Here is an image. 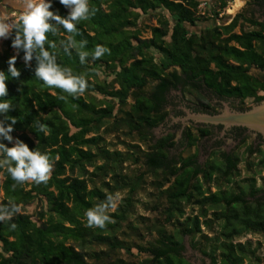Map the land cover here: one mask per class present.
<instances>
[{"label":"trees","instance_id":"trees-1","mask_svg":"<svg viewBox=\"0 0 264 264\" xmlns=\"http://www.w3.org/2000/svg\"><path fill=\"white\" fill-rule=\"evenodd\" d=\"M257 5L264 6V0H253ZM50 10L61 16H66L69 9L60 3V0H51ZM185 4V5H184ZM90 8H94L95 14L89 19L77 24L79 34L68 33L62 26L57 25L56 34L49 33L48 41L56 47L49 48L56 55L57 63L70 67L74 74L82 75L87 62L112 63L117 62L119 71L115 74V83L118 89L106 92L100 85L88 81L87 91H98L117 98L124 102L129 94H133L136 101V109L141 112L140 120L143 130L153 128L157 122L164 118L163 105L165 94L169 90H176L180 84L182 88H190L199 91L202 87L214 94L239 100L240 103L247 98H253L257 102L264 97L257 96L259 90H264V81H259L247 74L248 69L254 66L264 70V49L258 53L255 42L264 45V23L254 18L236 15L232 23L225 28L229 32L223 40L217 52L208 60H203L202 65L193 56L195 41L187 37L185 24L195 25L198 21L192 11L196 7L195 0H89ZM164 7L175 15L174 24L170 32V43L166 44L162 38L167 32L160 28L152 29V38L140 42L138 46H132L131 35L127 28L134 26L138 14L132 9L140 8L143 11ZM257 27V31L230 33L236 27L237 20ZM87 41L84 50L93 51L96 45H103L110 49L97 60L90 57L87 62L79 61L78 45L80 41ZM12 37L5 42V49L0 53V71L7 72L9 57L16 55L15 66L20 71L19 79L6 80L9 100L14 108L8 115L14 116L17 123L11 133L13 141L19 139L26 143L30 149L47 153L54 161L51 177L47 183L35 184L31 182V190L35 195L42 196L47 205L50 216L37 226L29 216L16 214L11 221L0 222V264H86L81 253L72 246L66 245L68 240H77L81 236V224L78 218L92 208L91 198L93 193L87 190L86 182L79 178L65 177L66 168L72 171L83 160L88 161L90 154L79 150L72 142L81 140L82 134L68 135L67 126L60 122V117L54 113V117H43L48 110L58 109L69 117V110L75 108L78 113L89 110L90 106L80 97L73 98L60 89L46 86L34 75L35 61L31 66H25L23 51L18 54L11 46ZM75 41L76 47H70L71 54L64 51ZM234 43V45H229ZM155 48L166 57V62L160 65L154 64L152 58L144 55V49ZM134 52L140 59H134ZM128 65L127 62L132 60ZM210 64L214 69L209 68ZM169 66L180 68L181 74L176 71L165 73ZM150 79V80H149ZM154 82L147 94L143 93L149 83ZM203 84L205 86H194ZM52 91L53 93H51ZM65 96L66 99H60ZM2 118V117H0ZM72 122L74 117L68 118ZM39 123L47 125L45 131L39 130ZM75 123V122H74ZM76 127L86 130V122L79 119ZM28 132L32 138L23 132ZM16 133H21L17 135ZM145 134V132H144ZM0 142L10 143L0 139ZM12 142V141H11ZM190 144H193L192 142ZM166 145H170L166 143ZM253 153L252 150H249ZM223 167L216 166L210 172H204L196 165L195 159H186L180 166L191 174V177L201 175L211 176L212 172L220 171L222 176L230 178L236 170L237 159L222 156ZM145 164L153 170H169L179 163L165 156H149ZM4 200L0 204L14 202L19 205L28 204L33 196L24 192L22 184H16L5 170L3 171ZM182 187L174 193L173 199L188 198L186 192L189 187L188 177L182 182ZM264 189L230 195H211L209 203L220 207V219L223 222L225 243L219 246L222 264H243L249 250L241 244H233V239L244 234L264 235V203L257 199V194ZM15 224L13 229L11 224ZM193 226L197 227L194 221ZM183 245L172 238L157 240L152 250L151 264H187L181 257ZM213 255V253H212ZM210 255L212 264H216L215 258ZM257 264H264V259L255 258Z\"/></svg>","mask_w":264,"mask_h":264},{"label":"rangeland","instance_id":"rangeland-1","mask_svg":"<svg viewBox=\"0 0 264 264\" xmlns=\"http://www.w3.org/2000/svg\"><path fill=\"white\" fill-rule=\"evenodd\" d=\"M195 2L196 7L192 11L198 21L193 26L185 24V28L187 37H192L195 41L193 56L199 60L196 62L198 65H202L203 60H208L217 52L223 40L228 37L229 32H226L225 28L232 23L236 15L264 22V6L257 5L253 0ZM24 9L25 0H0V19L7 17L9 22H15ZM132 11L138 14L135 25L127 28L132 46L150 40L153 28L167 32L162 40L166 44L170 43L169 36L175 19L173 13L162 6L145 11L134 8ZM257 30V27L239 18L230 33ZM7 39L0 38V53L5 49ZM255 47L258 53L264 49L262 42H255ZM143 51L146 57L152 58L154 64L166 62L164 54L153 47ZM134 59H140L135 52ZM134 59L129 60L127 65ZM209 68L213 70L214 65L210 64ZM118 71L117 62L112 64L89 61L82 75L88 81L100 85L106 92H111L118 89L115 83V74ZM173 71L181 74L180 68L176 66H169L165 73ZM247 74L264 81V70L251 66ZM153 85L154 82L149 81L143 93L147 94ZM207 95L204 87L198 92L187 87L172 91L169 94L170 103L177 105L180 102V105L185 106L178 107L184 116L175 118L171 113L172 108L168 107V111H164L163 120L149 130H143L141 127V112L136 109L133 94H129L124 102H119L108 94L86 90L79 97L90 106L89 110L78 113L75 108H65L70 112L69 117H74L75 123L81 118L85 120V131L76 127L75 123L58 109L48 110L43 115L54 117V113H57L60 122L67 126L69 136L82 134L81 140L71 144L91 157L88 161L83 160L72 171L66 168L65 177L79 178L86 182L87 190L93 193L92 208L104 202L109 195L117 198V207L109 213L114 222L107 224L103 229L90 228L83 213V216L78 218L82 228L81 236L77 240L70 239L66 242V245L81 253L86 264H151L152 250L157 240L164 238H172L183 245L181 257L187 264H212V253L216 264H222L218 249L225 243L222 236L221 210L220 207L212 206L209 198L211 195L240 194L252 188L255 191L264 189V143L256 145L252 154L249 152V140L237 149L233 154V158L238 160L237 166L230 178L223 177L220 171L212 172L210 177L205 173L191 177L189 172L181 169L180 164L186 159L198 160L204 172H210L216 166L223 167L219 152L203 153L207 141L202 142L203 148H200L198 154L194 130L188 131L189 141L186 149L181 146L185 142L181 130L174 131L173 137L168 140L161 139L174 123H180L181 129L190 123L197 128L203 127L184 118L188 113L193 114L187 106L196 102L207 103L208 100L204 98ZM257 96L264 97V90H259ZM258 103L260 102L253 98H247L243 103L229 99L221 103L222 107H218L217 113L226 108L232 111H240L238 108L249 109ZM228 129L222 128L220 137ZM23 134L32 138L26 131ZM14 142L15 140L6 145L11 147ZM174 142H177V145L173 147ZM191 142L193 144L189 145ZM227 143L229 144V140ZM160 153L179 164L169 170L150 169L145 164L146 158ZM3 171L5 169L0 168V203L4 200ZM187 177L188 198L173 199L172 195L182 187V182ZM22 187L24 192L33 197L28 204L19 205V214L29 216L33 223L40 226L51 215L48 205L42 196L35 195L31 190V182L22 184ZM194 221L197 222V227L193 226ZM232 242L249 250L243 258V264H257L255 258L264 259V235L244 234Z\"/></svg>","mask_w":264,"mask_h":264},{"label":"clouds","instance_id":"clouds-1","mask_svg":"<svg viewBox=\"0 0 264 264\" xmlns=\"http://www.w3.org/2000/svg\"><path fill=\"white\" fill-rule=\"evenodd\" d=\"M60 3L69 9L66 16H61L57 12L50 10L51 0H25V9L15 22H9L5 17L0 19V38L12 37L11 46L17 54L23 51V61L25 66H31L35 61L34 75L46 86L60 89L73 98H77L88 88V81L84 75L74 74L73 70L67 66L57 63L56 55L45 47L55 48L54 43L48 41V34H56L57 25L62 26L68 33L79 34L77 24L82 20H87L95 14V9L90 8L89 0H60ZM87 41L79 42L78 52L81 64L87 62L90 57L97 60L110 49L103 45H96L94 50L89 52L84 50ZM76 42L71 41L69 47L64 51L71 54L70 47H76ZM17 56L13 55L8 59L7 72L0 71V98H6L8 89L6 80L9 78L19 79L20 71L15 66ZM60 99H66L60 96ZM14 108L7 99H0V139L13 141L11 133L17 119L8 115ZM47 125L39 123V130L45 131ZM54 161L47 154L34 149H30L26 143L16 139L11 147L0 142V168H4L16 184L32 182L35 184L47 183L51 177ZM117 207V198L112 195L107 196L101 202L86 211V223L90 228L103 229L107 224L114 222L110 210ZM21 209L14 203L0 204V222L11 221ZM11 228H15L13 223Z\"/></svg>","mask_w":264,"mask_h":264},{"label":"flooded vegetation","instance_id":"flooded-vegetation-1","mask_svg":"<svg viewBox=\"0 0 264 264\" xmlns=\"http://www.w3.org/2000/svg\"><path fill=\"white\" fill-rule=\"evenodd\" d=\"M258 21V20H257ZM261 22V21H258ZM264 23V22H261ZM182 85L178 84L177 85V89L179 90ZM194 86H205L203 84H195ZM201 90V89H200ZM199 90V91H200ZM207 92V97L206 100H208V102H196L195 104H191L192 106H187V108L189 110H191L192 113H205V114H216L218 112V107H222L221 103L225 102L229 99H233V98H227V97H221L218 96L216 94H214L212 91L206 89ZM174 91V90H169L166 94H165V103L163 105V111H168V107L172 108L171 113L173 114V116L175 118L177 117H183L184 113L178 109V107L182 106V104L180 105V102L175 105L174 102H172V105L170 103L169 100V94ZM205 93V92H204ZM177 100L180 101V99ZM180 105V106H179ZM185 107V106H182ZM244 108H238V110H243ZM164 122V121H163ZM162 122V123H163ZM171 123V122H170ZM203 127H195V125H193L192 123H190L189 125H186L183 129L180 123L177 124H172L169 127V131L168 133H165V135L161 138H167L170 139L173 137L174 135V131H178L181 130V136H183L185 142L182 146V148H187L188 145V141H189V132L191 130H194L195 135H196V140H195V147L196 150L198 151V154L200 153V148H203V141H207V144H204V149H203V153L205 154H210V153H214V152H219V155L221 156V160L223 161V157L225 156L227 158H232L233 159V154L237 151V149L243 145L245 142H247L249 140V142H251L249 145V150H252V152L254 153V147L256 145H262L264 142L261 138V136L257 133H254L252 131H249L245 128H240V127H232L226 131L223 132V136L220 137L221 135V131H222V127L221 126H206V125H202ZM204 127H208V128H204ZM229 140V144L227 143V141ZM182 144V143H181ZM177 145V142L173 143V147ZM190 145V143H189ZM252 154V153H251ZM196 165H198L200 168H202V165L198 162V160H196ZM237 166V164H236ZM257 199L260 202L264 203V192H259L257 194Z\"/></svg>","mask_w":264,"mask_h":264},{"label":"water","instance_id":"water-1","mask_svg":"<svg viewBox=\"0 0 264 264\" xmlns=\"http://www.w3.org/2000/svg\"><path fill=\"white\" fill-rule=\"evenodd\" d=\"M184 120L206 126H221L223 129L245 128L259 134L264 142V101L242 111H232L226 108L217 114L188 113Z\"/></svg>","mask_w":264,"mask_h":264}]
</instances>
